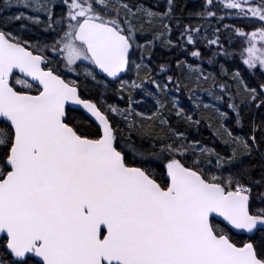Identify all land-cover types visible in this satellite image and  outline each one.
<instances>
[{
	"label": "snow or ice",
	"instance_id": "snow-or-ice-1",
	"mask_svg": "<svg viewBox=\"0 0 264 264\" xmlns=\"http://www.w3.org/2000/svg\"><path fill=\"white\" fill-rule=\"evenodd\" d=\"M12 7L32 14L0 18V264H264V82L218 59L238 37L264 76V0H3L0 13ZM233 14L260 27L223 24ZM30 26L52 39L25 38ZM158 46L177 56L154 74ZM201 124L222 150L189 139Z\"/></svg>",
	"mask_w": 264,
	"mask_h": 264
},
{
	"label": "trees",
	"instance_id": "trees-1",
	"mask_svg": "<svg viewBox=\"0 0 264 264\" xmlns=\"http://www.w3.org/2000/svg\"><path fill=\"white\" fill-rule=\"evenodd\" d=\"M135 2L138 3H143L148 7H152L154 10L157 11H161L163 10V6L165 3V0H135ZM181 3H184L185 0H180ZM203 0H187V5H188V9L189 10H196L199 8V6L202 4ZM3 5V0H0V6ZM159 5V7H157ZM59 10V9H58ZM215 10V9H213ZM21 11H25L28 14H32L30 13L28 10L26 9H22V8H18V7H12L9 9L4 10L2 13H0V18L2 17H9L12 15H15ZM218 15H223L222 12L218 13ZM185 22H189L187 16L185 15ZM213 24H215V21H212ZM223 24H229V25H235L237 28H241L246 32H251L254 30V28L260 27V25L258 23H253L250 22L249 20H246L244 18L241 17H237L235 16V14H233L232 16L226 17L223 20ZM222 28V25H220ZM19 24H14L11 26V28H18ZM33 30L30 33H26L25 34V38H29L32 40V42H35L37 39L39 40H51L52 36L49 33H45L44 31H42L39 27L37 26H30ZM174 27V25H173ZM11 28L9 30H11ZM228 35V33L223 32L222 29V39H224V37H226ZM179 36L178 32L173 33L172 35V39L175 42L177 40ZM150 38V37H148ZM234 43L232 45V48L230 49V51H235L237 53L236 56L231 57V58H223V57H219V61L220 63H223L228 69L229 71H240L241 76L243 77V79L245 80L246 83H248V85L250 87H257L259 83L264 82V76L261 75L260 71L257 69L255 71V74H253L252 72H250L247 69V66L243 65L241 62V58L238 55V53L241 51L242 47L245 46L244 42L239 39L238 37H233ZM143 42V41H141ZM225 46L227 47V41L225 40ZM191 50V49H190ZM210 53H206V55H208ZM49 55H51V53H49ZM177 56V53L175 50L173 51H169L166 48L163 47H157L154 49V56L152 57V67L154 68V74L156 71H158V68L156 67L159 64L162 63H168L171 62L174 66L175 64V58ZM180 59H187L189 63H200V61H197L195 58H192L191 56L188 55H184V56H180ZM203 67L208 70V71H218L219 65L216 66H210L207 64L206 60L203 63ZM169 75H171L172 73L169 72ZM127 77V76H126ZM126 77L124 79H126ZM68 79H81L80 77H77V75H75L74 73H69L68 76L66 77ZM161 79H163V75L160 76ZM111 87H115V85H112ZM88 88H89V93H85L83 88L81 90V94L83 96H85V98H90L95 100L97 98L96 95V89L95 86L89 81L88 82ZM174 95H177L181 98V107H191V102L188 100V93L187 92H181V93H175ZM105 99L107 101V103H115V104H119L120 107H124V103L123 101H121L119 99V97H115L112 95L111 92H109L106 96ZM223 110V109H222ZM230 111V110H228ZM261 113H264V109H261L259 112H257L256 116H257V121H259V119L261 118ZM173 123H175V121H172ZM146 124L148 123L147 121L145 122ZM231 121H229V124L231 125ZM247 123V122H246ZM234 133L237 135H245L249 133V129L246 126L245 128H243L242 130L240 129H233ZM187 135L189 137L190 140H199L202 144H205L209 147H214L217 148L218 150H222L221 146H220V142L219 140H217L212 133V130L209 129L206 125L201 124L200 125V129L199 131H197L195 128H191L188 130ZM259 139V137H258ZM137 143H140L139 140H137ZM259 161V155H257L256 160L253 161V163H256ZM260 205H257V207H259ZM260 238V234L257 233L255 236L251 237V241L256 243L258 242ZM238 240H249V236L244 235V236H239L237 237Z\"/></svg>",
	"mask_w": 264,
	"mask_h": 264
},
{
	"label": "rangeland",
	"instance_id": "rangeland-1",
	"mask_svg": "<svg viewBox=\"0 0 264 264\" xmlns=\"http://www.w3.org/2000/svg\"><path fill=\"white\" fill-rule=\"evenodd\" d=\"M130 78H134V73H130V74H128L125 80H128V79H130ZM137 99L139 100L140 97H137ZM144 105H145L146 107H151V106H152V101H151V99H150V98H146V99L144 100ZM145 106H142V107L138 108L137 110H138V111H145ZM146 114H147V113H146Z\"/></svg>",
	"mask_w": 264,
	"mask_h": 264
},
{
	"label": "water",
	"instance_id": "water-1",
	"mask_svg": "<svg viewBox=\"0 0 264 264\" xmlns=\"http://www.w3.org/2000/svg\"><path fill=\"white\" fill-rule=\"evenodd\" d=\"M127 75H128V74H127ZM127 75H125V76H127ZM125 76H124V77H125ZM124 77H123V78H124ZM108 79L111 80V78H108ZM218 219L222 220V218H218ZM0 235H2V234H0Z\"/></svg>",
	"mask_w": 264,
	"mask_h": 264
}]
</instances>
